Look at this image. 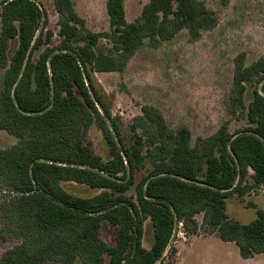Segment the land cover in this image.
<instances>
[{"label": "trees", "instance_id": "trees-1", "mask_svg": "<svg viewBox=\"0 0 264 264\" xmlns=\"http://www.w3.org/2000/svg\"><path fill=\"white\" fill-rule=\"evenodd\" d=\"M52 1L60 41L37 58L52 37L39 32L45 11L36 0L0 2V130L17 139L0 149V239L17 241L0 264H157L176 222L195 230L198 213L242 259L264 254V210L248 224L226 213L227 197L264 185V57L249 65L242 55L234 60L229 101L245 128L230 133L223 124L191 146L187 129L170 130L159 110L144 106L136 120L145 131L133 123L126 143L93 74L123 71L145 40L156 47L183 29L197 39L215 26L214 13L199 0H148L128 23L124 0H106L109 31L94 33L71 0ZM250 83L257 87L246 107ZM94 123L107 160L85 142ZM146 162L150 169L137 181ZM71 183L96 192L73 193ZM146 220L149 248L142 246ZM103 222L116 230L112 245L102 238Z\"/></svg>", "mask_w": 264, "mask_h": 264}, {"label": "rangeland", "instance_id": "rangeland-1", "mask_svg": "<svg viewBox=\"0 0 264 264\" xmlns=\"http://www.w3.org/2000/svg\"><path fill=\"white\" fill-rule=\"evenodd\" d=\"M71 1L75 12L85 20L88 30L94 33L109 31L106 0ZM199 1L214 13L216 23L213 28L201 31L197 39H192L183 29L174 38L156 47L145 40L127 61L123 71L93 74L95 90L101 95L126 143L131 137L130 126L133 123L139 126L138 133L145 131L142 123L136 120V117L142 116L144 106L159 110L170 130L187 129L191 146L198 139L215 133L223 124H227L230 133L247 126L240 111H232L229 97L235 58L242 55L245 65H249L264 57V0ZM36 2L41 5L47 18L46 24L39 29L42 39L45 40L47 31L52 33V37L34 53L35 58L45 48L55 47L60 41L59 16L53 1ZM147 2L124 0L126 21L131 23L136 20ZM256 87L255 83L245 84L243 103L246 107ZM97 109L101 111L99 106ZM108 125L112 123L108 121ZM84 139L96 155L103 160L109 158L108 145L97 123L87 131ZM16 142L14 136L0 130V149L9 148ZM149 169L150 165L146 162L145 169L136 174V180ZM70 186L76 188L71 190L73 193L83 196L96 192L73 183ZM129 193H134L133 188ZM256 209L264 210V185L249 191L244 197L231 195L226 198L227 215L241 224L251 222L256 217ZM195 221V230L192 226L186 228L182 221L180 230L176 222L171 242L157 264H178V256L174 252L179 247L180 251L184 244L187 245L181 251L180 264H264V254L243 260L234 243L223 242L203 224V213H198ZM181 231L184 236L179 234ZM115 234L114 228L106 222L102 223L104 241L112 245ZM151 241L150 220H146L142 246L149 248ZM16 243V240L5 242L0 239V256Z\"/></svg>", "mask_w": 264, "mask_h": 264}, {"label": "crops", "instance_id": "crops-1", "mask_svg": "<svg viewBox=\"0 0 264 264\" xmlns=\"http://www.w3.org/2000/svg\"><path fill=\"white\" fill-rule=\"evenodd\" d=\"M189 244V243H188ZM181 245H183V244H181ZM187 244H184L183 246H181L182 248L180 249V251H179V248H178V250H176V256H178V260H179V262H178V264H180V261H181V256H182V250L185 248V246H186ZM251 259V258H250ZM242 260V259H241ZM243 260H248V259H243ZM49 263V262H48Z\"/></svg>", "mask_w": 264, "mask_h": 264}, {"label": "built area", "instance_id": "built-area-1", "mask_svg": "<svg viewBox=\"0 0 264 264\" xmlns=\"http://www.w3.org/2000/svg\"><path fill=\"white\" fill-rule=\"evenodd\" d=\"M177 226L180 228V230H182L183 223H182L181 221H179V222H177ZM179 234H180L181 236H184V233H183L182 231L179 232ZM183 239H185V238L183 237Z\"/></svg>", "mask_w": 264, "mask_h": 264}]
</instances>
